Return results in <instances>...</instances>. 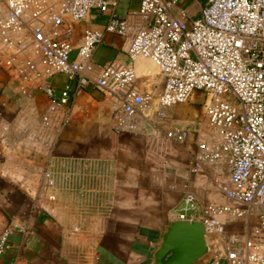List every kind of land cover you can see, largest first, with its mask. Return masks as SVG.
<instances>
[{
    "label": "crops",
    "instance_id": "1",
    "mask_svg": "<svg viewBox=\"0 0 264 264\" xmlns=\"http://www.w3.org/2000/svg\"><path fill=\"white\" fill-rule=\"evenodd\" d=\"M194 2L181 0L173 13L191 20ZM140 4L120 0L117 11L137 22L133 11ZM106 20V13H92L75 23L72 57L84 30L103 29ZM129 43V36L106 32L94 61L132 64L139 74L137 88L156 97L164 76L148 57L131 61ZM8 56L0 50V236L9 229L11 246L0 255V264H152L186 191L196 194L199 208L227 202L219 188L228 179L225 161L192 168L200 146L218 136L209 125L202 91L170 107L166 117L154 104L151 119L138 118L132 130L119 122L111 93L89 85L67 104L54 102L42 84L48 82L59 94L67 74L25 78L16 65L7 64ZM181 130L187 131L184 137L174 135ZM45 169L53 172L55 184H46ZM220 220L227 233L242 229L241 220L227 215ZM224 244L221 235L218 245ZM207 258L204 254L194 264Z\"/></svg>",
    "mask_w": 264,
    "mask_h": 264
},
{
    "label": "built area",
    "instance_id": "2",
    "mask_svg": "<svg viewBox=\"0 0 264 264\" xmlns=\"http://www.w3.org/2000/svg\"><path fill=\"white\" fill-rule=\"evenodd\" d=\"M119 1L3 0L0 50L9 51L7 64L16 65L25 78L67 74L59 94L48 82L42 84L54 102L67 104L89 85L111 93L119 122L132 130L138 128V118L151 119L154 104L166 117L170 107L202 91L209 125L218 136L200 146L192 168L225 161L228 179L219 188L228 200L199 208L196 194L188 190L177 218L201 215L208 239L204 264H264V0H207L198 15L191 13V20L173 13L181 0H141L133 11L137 22L118 13ZM92 13L107 14L104 28L87 27L72 57L75 23ZM106 32L130 37L131 61L144 56L157 64L164 85L156 97L137 88L139 74L132 64L94 61ZM68 118L66 114L64 122ZM43 120L49 123L47 115ZM186 134L181 130L174 135ZM42 176L46 184H55L51 170ZM222 215L241 220L242 229L227 233ZM9 234L6 229L0 236V255L11 246ZM221 235L223 248L218 245Z\"/></svg>",
    "mask_w": 264,
    "mask_h": 264
},
{
    "label": "water",
    "instance_id": "3",
    "mask_svg": "<svg viewBox=\"0 0 264 264\" xmlns=\"http://www.w3.org/2000/svg\"><path fill=\"white\" fill-rule=\"evenodd\" d=\"M207 250L208 239L202 220L175 219L167 224L152 264H194Z\"/></svg>",
    "mask_w": 264,
    "mask_h": 264
},
{
    "label": "rangeland",
    "instance_id": "4",
    "mask_svg": "<svg viewBox=\"0 0 264 264\" xmlns=\"http://www.w3.org/2000/svg\"><path fill=\"white\" fill-rule=\"evenodd\" d=\"M204 0H200V2L202 3ZM3 7H4V2H3V0H0V13H2L3 12ZM189 8H191V6L189 7ZM200 8H201V5L198 3V1L197 0H195V2H194V6H193V8H191V13L195 16V15H198L199 14V12H200ZM169 115V114H168ZM167 115V116H168ZM219 237V236H218Z\"/></svg>",
    "mask_w": 264,
    "mask_h": 264
},
{
    "label": "trees",
    "instance_id": "5",
    "mask_svg": "<svg viewBox=\"0 0 264 264\" xmlns=\"http://www.w3.org/2000/svg\"><path fill=\"white\" fill-rule=\"evenodd\" d=\"M206 1H207V0H204V1L202 2V4L206 3Z\"/></svg>",
    "mask_w": 264,
    "mask_h": 264
},
{
    "label": "bare ground",
    "instance_id": "6",
    "mask_svg": "<svg viewBox=\"0 0 264 264\" xmlns=\"http://www.w3.org/2000/svg\"><path fill=\"white\" fill-rule=\"evenodd\" d=\"M156 65V64H155ZM157 66V65H156ZM158 67V66H157ZM158 69H159V67H158Z\"/></svg>",
    "mask_w": 264,
    "mask_h": 264
}]
</instances>
